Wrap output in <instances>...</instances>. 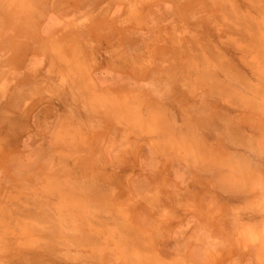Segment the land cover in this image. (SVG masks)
<instances>
[{
	"label": "crops",
	"instance_id": "crops-1",
	"mask_svg": "<svg viewBox=\"0 0 264 264\" xmlns=\"http://www.w3.org/2000/svg\"><path fill=\"white\" fill-rule=\"evenodd\" d=\"M256 2L0 0V264H264Z\"/></svg>",
	"mask_w": 264,
	"mask_h": 264
},
{
	"label": "rangeland",
	"instance_id": "rangeland-1",
	"mask_svg": "<svg viewBox=\"0 0 264 264\" xmlns=\"http://www.w3.org/2000/svg\"><path fill=\"white\" fill-rule=\"evenodd\" d=\"M257 0H249L250 5L252 4H257L256 2ZM261 2H264V0H258ZM261 4V3H260ZM246 6H243V4L241 5V8H246ZM249 8V7H248ZM252 18V17H250ZM242 19V17H241ZM250 24V22H248ZM233 37L237 38L236 40H234L232 43H229L227 45L228 51L229 53L223 56H218L217 58H210L208 61V57H199V62L200 63H215V64H225L228 65L231 68V71H227V72H223L222 75H226L227 78L231 79L232 81H237V80H241L243 83H247L248 85H251L253 82L257 81L258 83H260L261 85H263L262 88H258L261 89V91H263L262 94V98L264 99V49H260L258 54H256V49L254 48L255 43L254 41H251L250 37L248 36V33H246L245 31H242L241 34H233ZM235 41H238L241 43V50L239 49H235ZM169 42H171V45L169 46H173L174 47V40H170ZM253 46V48H252ZM155 48H161L167 50L168 48L165 47L164 45H161V43H157V45L154 46ZM261 47L264 48V41L263 44L261 42ZM174 49V48H173ZM242 51L243 54L239 55L237 52ZM165 53H167V51H164ZM165 58L167 60H169L171 63L177 61V58L182 59L181 63L184 64H191L192 63V57L191 56H185L182 55V57H177V55L175 54H164L162 56V58ZM158 58V57H157ZM188 79L191 78V74L190 72H187V76ZM204 79L207 76V73H205L203 76ZM203 79V80H204ZM245 89V87H244ZM247 91L251 92V90H255V88L252 87H247L246 88ZM184 100L181 101L182 104V109H185V105L186 103L183 102ZM181 105V104H179ZM137 110H141V109H137ZM142 122V121H140ZM200 142L201 143H206L205 142V136H202V139L200 137ZM206 145V144H205ZM52 171L54 179H55V183H52L50 186L52 188V191L55 192V194H62L63 192V187L64 184L62 182H59L60 179L64 178V169L62 166H56L53 168H50ZM15 192V191H13ZM27 193H31V189L29 188L27 190ZM24 207L27 208H31L32 206V202L31 199H27L26 202H24ZM11 208H15V205H11ZM30 218V216H29ZM12 223V222H11ZM24 264H48V263H44V262H40V263H24ZM74 264V263H73Z\"/></svg>",
	"mask_w": 264,
	"mask_h": 264
}]
</instances>
